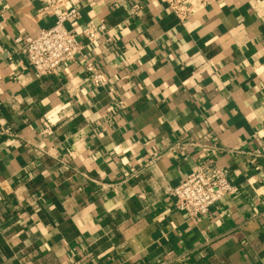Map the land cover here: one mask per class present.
Returning a JSON list of instances; mask_svg holds the SVG:
<instances>
[{
  "label": "crops",
  "instance_id": "1",
  "mask_svg": "<svg viewBox=\"0 0 264 264\" xmlns=\"http://www.w3.org/2000/svg\"><path fill=\"white\" fill-rule=\"evenodd\" d=\"M52 1L83 55L37 78ZM202 1L0 0V264H264V0ZM210 162L236 192L194 222L167 188Z\"/></svg>",
  "mask_w": 264,
  "mask_h": 264
},
{
  "label": "built area",
  "instance_id": "2",
  "mask_svg": "<svg viewBox=\"0 0 264 264\" xmlns=\"http://www.w3.org/2000/svg\"><path fill=\"white\" fill-rule=\"evenodd\" d=\"M179 21L186 20L203 5L202 0H163ZM55 17V23L41 29L35 37H18L15 41L21 46L22 54L33 69L37 78L53 75L64 63L75 61L83 55V46L77 36L71 33L65 23L77 19V9L62 11L52 1L46 3ZM134 6L133 10H138ZM106 31L103 23L88 24L81 31V36L93 44ZM86 71L91 74L96 86H103L102 74L92 63L86 64ZM236 192V187L228 181L227 174L215 163L210 162L190 172L176 187H168L167 193L175 200L177 210L186 213L187 218L198 222L210 208L226 196Z\"/></svg>",
  "mask_w": 264,
  "mask_h": 264
}]
</instances>
